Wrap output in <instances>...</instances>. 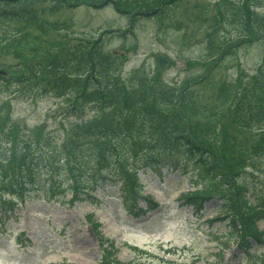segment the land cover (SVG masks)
Returning <instances> with one entry per match:
<instances>
[{"label": "trees", "instance_id": "16d2710c", "mask_svg": "<svg viewBox=\"0 0 264 264\" xmlns=\"http://www.w3.org/2000/svg\"><path fill=\"white\" fill-rule=\"evenodd\" d=\"M69 1L76 2L55 0L57 5H51L50 12ZM108 1L134 10L130 22L136 15L149 12L162 20L171 6H177L175 0ZM153 1L157 2L155 6ZM222 1L217 11L219 21L236 22L242 38L215 45L210 57L218 62L193 64L215 66L239 46L251 42L254 32L264 34V18L252 10L257 0H242L240 6ZM32 2L0 0V48L3 53L12 52L18 60L15 65L3 66L7 76L0 75V80L25 86L36 95L43 92L65 100L67 105L59 112L60 117L81 121L59 145L43 133V125L33 136L16 123L0 126L6 142L0 148V210L12 211L14 199L22 202L31 189L45 193L47 201L59 203L64 194L70 193L69 203L73 205L90 199L96 183L108 182L119 187L124 203L139 215L145 212L136 210L139 200L146 201L149 210L157 207L151 197L142 194L140 170L166 168L185 175L184 170L190 168L194 182L202 186L185 194L183 205L201 210L210 200L218 201L216 220L226 222L230 238L234 237L246 259L264 264V229L259 230L257 224L264 217V198L255 185V172L250 171L253 156L264 148V69L259 66L246 82L241 76L231 104L226 108L223 101L222 108L211 113L219 116L214 123L203 118L202 106L194 89L189 90V81L180 86L167 85L155 69L141 84H127L118 74L113 57H100L102 36L92 42H77L75 54H81L77 60H67L52 46L43 45L41 36L33 31L45 34L58 26L47 21L45 9L33 7ZM28 62H35L34 67ZM87 112L92 115L83 120ZM220 119L223 123L218 129ZM245 134L257 135V140ZM97 225L92 223L94 228ZM115 253L109 244L98 264H124L116 260Z\"/></svg>", "mask_w": 264, "mask_h": 264}, {"label": "rangeland", "instance_id": "374dc122", "mask_svg": "<svg viewBox=\"0 0 264 264\" xmlns=\"http://www.w3.org/2000/svg\"><path fill=\"white\" fill-rule=\"evenodd\" d=\"M227 1L240 6V0ZM153 2L155 6L157 2ZM175 2L177 6H171L162 20L148 13L136 15L130 22L134 10L108 0L64 2L54 13L50 7L57 5L55 0H33V7L44 8V18L58 26L45 34L33 32L41 36L43 45L52 46L67 60L81 58L79 52L75 54L77 42H92L102 36L98 44L100 57L112 56L118 74L129 85H139L144 77H151L154 54L166 53L180 65L172 64L160 71L162 81L175 86L189 81V90L194 89L202 106L203 118L216 123L219 116L211 113L222 108L223 101L226 108L231 104L241 76L246 82L256 74L258 65L264 69V34L260 37L254 32L256 40L238 47L215 66L193 64L192 61L218 62L210 57L213 47L243 33L236 22L219 21L217 11L222 0ZM252 10L264 18V0H257ZM114 50L123 53L112 55ZM16 63L12 52L3 53L0 48V69ZM30 63L33 68L35 62ZM66 105L65 100L52 95H36L25 86L0 80V126L16 123L31 136L43 125V133L59 145L73 125L81 121L60 117ZM91 115L87 112L83 120ZM222 123L220 119L218 129ZM243 136L254 141L258 137ZM2 139L0 134L3 149L6 142ZM262 149L253 156L250 171L255 172V185L264 198ZM184 171L185 175L165 168L140 170L143 196L149 195L159 207L149 212V205L140 200L135 208L145 213L138 217L124 203L119 187L108 182L96 185L92 199L76 205L69 203L70 193L64 194L59 203L47 201L45 193L31 189L22 202L14 199L11 213L4 215L0 210V264H97L109 244L116 250V260L124 264H255L242 254L234 237L230 238L226 222L215 220L218 201L210 200L201 210L183 205L184 194L202 186L193 185L190 168ZM92 223L98 224L96 228ZM257 224L263 230L264 217Z\"/></svg>", "mask_w": 264, "mask_h": 264}, {"label": "water", "instance_id": "95a60500", "mask_svg": "<svg viewBox=\"0 0 264 264\" xmlns=\"http://www.w3.org/2000/svg\"><path fill=\"white\" fill-rule=\"evenodd\" d=\"M154 60L156 64L162 69L168 68L171 63L169 58L165 54H162V53H157L154 57ZM179 65L180 64L177 62V66Z\"/></svg>", "mask_w": 264, "mask_h": 264}]
</instances>
